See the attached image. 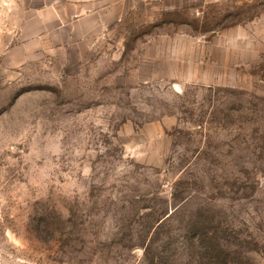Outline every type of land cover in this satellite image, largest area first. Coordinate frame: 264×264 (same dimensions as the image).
Returning a JSON list of instances; mask_svg holds the SVG:
<instances>
[{
    "label": "rangeland",
    "instance_id": "rangeland-1",
    "mask_svg": "<svg viewBox=\"0 0 264 264\" xmlns=\"http://www.w3.org/2000/svg\"><path fill=\"white\" fill-rule=\"evenodd\" d=\"M130 4L0 52V264H264V0Z\"/></svg>",
    "mask_w": 264,
    "mask_h": 264
},
{
    "label": "crops",
    "instance_id": "crops-1",
    "mask_svg": "<svg viewBox=\"0 0 264 264\" xmlns=\"http://www.w3.org/2000/svg\"><path fill=\"white\" fill-rule=\"evenodd\" d=\"M130 1L0 0V52L14 66L17 59H32L35 52L59 46L92 49L107 20L122 21Z\"/></svg>",
    "mask_w": 264,
    "mask_h": 264
}]
</instances>
